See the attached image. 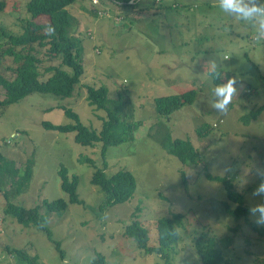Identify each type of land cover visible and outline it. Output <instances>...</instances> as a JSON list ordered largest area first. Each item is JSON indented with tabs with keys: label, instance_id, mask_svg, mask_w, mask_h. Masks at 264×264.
<instances>
[{
	"label": "rangeland",
	"instance_id": "374dc122",
	"mask_svg": "<svg viewBox=\"0 0 264 264\" xmlns=\"http://www.w3.org/2000/svg\"><path fill=\"white\" fill-rule=\"evenodd\" d=\"M174 1L156 0L151 6L152 0H140L136 8H125L110 0H76L68 10L76 19L73 33L82 40L84 74L73 95L62 98L34 92L6 108L0 106V152L15 160L22 172L27 160H34L29 182L0 174V264H30L6 246L37 256L39 264H201L194 238L202 232L219 239L232 236L230 245L220 243L230 264H264V235L249 225L253 222L249 208L264 203V197L252 195L260 183L256 170L264 168V110L249 122L241 118L264 104V39H252L264 36V30L258 33L254 22L224 13L218 0H176L180 7L171 9ZM25 2L9 0L0 12V37L4 38L2 28L22 31L20 18L28 17ZM35 47L33 53L44 60L39 70L45 79L43 68L59 64L60 59L50 60L46 46ZM223 55L230 58L224 60ZM213 62L223 69L222 82L239 78V94L226 115L211 106L212 89L218 85L209 75ZM9 64L11 57L0 59L1 67ZM86 85L106 86L110 98L121 94L123 116L130 104L134 108L133 117L125 115L138 124L134 139L109 146L104 157L102 142L82 145L75 141L74 132L45 129L42 124L74 123L65 113L67 107L88 127L100 130L107 112L89 104ZM190 88L197 92L193 103L168 117L157 113V97ZM4 98L0 87V100ZM207 124L211 131L200 136L197 128ZM165 133L190 139L199 149V164L184 165L168 153L161 144ZM104 162L107 175L131 171L137 187L130 200L101 209L105 194L91 178ZM61 164L69 175H78L77 192L83 203H70L63 214H52L46 223L53 239L60 242L57 248L38 227L22 225L5 212L3 193L27 208L44 199L68 200L61 188ZM206 171L231 179L244 194L247 215L236 219L226 212L225 201L232 208L237 204L228 199L224 184L207 178ZM137 206L139 219L150 231L149 245L158 243V218L184 215L179 239L167 248L168 256L145 254L124 233ZM236 225L237 231H232Z\"/></svg>",
	"mask_w": 264,
	"mask_h": 264
},
{
	"label": "trees",
	"instance_id": "16d2710c",
	"mask_svg": "<svg viewBox=\"0 0 264 264\" xmlns=\"http://www.w3.org/2000/svg\"><path fill=\"white\" fill-rule=\"evenodd\" d=\"M75 1L26 0L25 8L28 17L20 18L22 31L14 33L2 28L4 38L0 37V59L11 57L12 64L5 67L0 66V87L5 90V98L0 100V106L6 108L34 92L51 93L62 98L73 95L76 84L81 81L84 74V65L80 56L82 40L73 33L76 19L68 10V6L75 3ZM110 1L125 8H136L137 4H140V0ZM155 1L152 0L150 5H155ZM176 4H171V9L180 7V4ZM8 5L9 0H0V12H3ZM142 11L143 9L139 8L138 13ZM50 25L55 28L54 34L47 31ZM36 45L47 47V55L50 60L60 59L59 64H50L43 68V71L47 73L45 79L42 78L44 75L39 70L44 60L33 53ZM66 66L70 70H67ZM217 71L220 73L219 78L214 75L211 76L215 84H220L223 81L221 77L223 69L217 68ZM86 89L89 104L98 109H105L107 112L100 130L88 127L80 120L77 112L67 107H64L65 113L74 120V123L54 124L50 121H44L42 124L45 129L74 132L75 141L82 145L92 146L96 142H102L101 154L104 157L109 146L134 139V131L138 124L133 121L129 122L125 116L133 117L134 108L130 104L127 114L123 116L122 111L125 109L121 94L117 98H110L106 86L86 85ZM196 93L195 89L190 88L178 94L159 96L155 99L156 111L160 116L168 117L185 104L193 103ZM263 110L264 104L255 110H251L241 118L244 122H249ZM209 131H211L209 125L197 128V133L200 136L208 134ZM161 144L168 153L178 157L184 165L196 166L201 161L199 149L193 145L190 139L173 138L169 133H165L161 137ZM87 160L90 161V159ZM105 165L104 162L103 167L97 168L91 178V182L100 187L105 194V198L100 204L101 209L104 206H113L130 200L134 196L137 187L136 178L131 171L120 169L111 175H107ZM33 167L34 160L29 158L22 172L21 168L17 167L15 160L0 152V174L5 175L7 178H19L23 183L29 182L33 175ZM59 174L61 188L68 194V200L63 197L51 201L44 199L41 203L27 208L9 201L10 193H3L7 200L5 212L14 216L22 225L38 227L49 240L54 242L57 248H59L60 242L53 239L52 232L46 223L52 214H63L70 203H83L77 192L78 175H69V170L64 164H61ZM206 176L211 180L222 182L227 190L228 199L237 204L235 208H232L229 202L225 201L224 205L227 213L236 219L247 215L248 209L244 204V194L234 188L230 178L213 175L208 171H206ZM181 179L183 183H187L184 169H181ZM1 191H3L2 186H0ZM139 209L140 207L137 206L132 214L134 219L125 227L124 233L133 239L145 254L158 252L161 256H168L167 248L179 239L178 229L184 225V215L174 213L170 217L158 218L155 222L158 243L157 245H149L150 231L139 219ZM249 225L253 230L264 235V227H259L253 222H250ZM237 229L238 225L233 227L232 231H237ZM231 240V235H226L223 239H219L215 235H207L206 232L197 235L194 238V247L200 257L201 264H230L225 261V254L220 243L222 246H228ZM6 249L17 253L30 264L40 263L37 262L39 259L37 256L30 257L20 248L11 250L6 246ZM100 259L103 260V257H100ZM99 264H104V262Z\"/></svg>",
	"mask_w": 264,
	"mask_h": 264
},
{
	"label": "clouds",
	"instance_id": "9594fccd",
	"mask_svg": "<svg viewBox=\"0 0 264 264\" xmlns=\"http://www.w3.org/2000/svg\"><path fill=\"white\" fill-rule=\"evenodd\" d=\"M220 9L235 19L254 22L257 32L264 30V2L259 0H218ZM99 13H102L101 11ZM105 13V11L103 12ZM47 31L50 34L55 33L54 26H49ZM253 39L259 41L264 36H253ZM224 60L229 59L228 55H223ZM209 75L219 78L220 73L217 71V65L213 62ZM238 77L228 78L226 82L216 85L212 89L215 99L212 108L222 114H227L228 106L231 104L233 97L238 96ZM256 175L260 178V183L252 193L255 196L264 197V168H257ZM249 215L257 226L264 227V203H257L249 208Z\"/></svg>",
	"mask_w": 264,
	"mask_h": 264
},
{
	"label": "crops",
	"instance_id": "0c3cea01",
	"mask_svg": "<svg viewBox=\"0 0 264 264\" xmlns=\"http://www.w3.org/2000/svg\"><path fill=\"white\" fill-rule=\"evenodd\" d=\"M176 3L180 4L179 2H176V0H175L173 4L177 5ZM193 14H194V13H193Z\"/></svg>",
	"mask_w": 264,
	"mask_h": 264
}]
</instances>
